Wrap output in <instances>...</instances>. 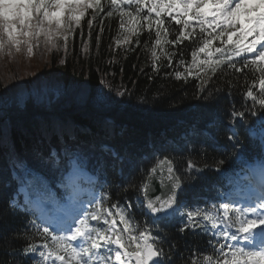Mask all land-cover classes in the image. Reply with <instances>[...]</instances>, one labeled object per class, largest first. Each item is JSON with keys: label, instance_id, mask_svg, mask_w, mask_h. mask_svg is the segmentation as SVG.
<instances>
[{"label": "snow or ice", "instance_id": "6c2138e0", "mask_svg": "<svg viewBox=\"0 0 264 264\" xmlns=\"http://www.w3.org/2000/svg\"><path fill=\"white\" fill-rule=\"evenodd\" d=\"M101 13L108 18L119 16L118 46H139L144 28L141 21H145L149 40L155 32L152 70L160 71L161 57L171 67L173 57L179 55L177 65L184 66V72L176 71L175 78L199 79L200 92L217 73L251 72L253 79L243 93V99L251 103L228 110L231 135L227 139L234 151L243 149L236 131L242 127L264 150V0H0V56H12L24 49L31 57L41 43L50 51H59L62 46L66 56L68 40L85 16L91 15L87 20L91 36L93 21ZM173 22L179 27L170 31ZM170 35L173 38L169 39ZM96 40L99 47V35ZM185 41L192 45L190 62L185 61L183 52L165 49V45L176 49ZM60 63L64 64L65 58ZM109 91L123 97L127 89L109 86ZM203 99L213 102V93L208 92ZM96 102L106 103L103 94L97 96ZM25 106L23 99L17 101L19 109ZM9 120L7 106L0 108V153L12 159L15 144L8 135ZM45 142L46 150L36 148L37 160L59 173V185L66 192L58 197L40 173L13 161V178L20 181V188L0 208V217L24 212L35 219L28 220L34 231L24 236L30 242L22 249H14L11 255H22L31 264H173L176 246L168 244L166 251L167 236L159 229L154 232L150 226H138L130 211L135 206L151 217L152 225H167L179 219L180 233L189 230L207 237V247L188 248L182 264H264V153L257 166L246 164L249 173L243 179L238 176L233 192L224 194L227 202L202 209L191 207L186 199L188 188L203 171L196 159L188 158L181 164L170 154L154 152L146 158L151 166L140 169V182L128 179L124 191L134 190L133 202L106 206V193L99 198L90 194L87 200L81 196L87 165L95 160L97 169L104 171L108 167L105 156L113 167L117 162L122 164L125 157L107 143L99 145L97 156L80 141L74 126L54 112L41 128L40 143ZM195 151L203 152V148L191 145L189 157ZM143 162L128 160L133 167ZM224 164L223 159L216 161V170L221 171ZM18 169L23 170V175H16ZM89 182H93L92 178ZM20 193L24 195L23 203L18 198ZM37 237L39 244L35 242ZM15 238L18 237L14 235ZM3 239L9 242L7 232Z\"/></svg>", "mask_w": 264, "mask_h": 264}, {"label": "trees", "instance_id": "16d2710c", "mask_svg": "<svg viewBox=\"0 0 264 264\" xmlns=\"http://www.w3.org/2000/svg\"><path fill=\"white\" fill-rule=\"evenodd\" d=\"M107 10L108 8H105V12ZM101 17H104L103 33L100 32ZM90 18V14L86 15L81 27L69 38L66 56L62 46L59 51H50L43 43L34 48L33 55H38L45 63L43 72L37 71L36 78L30 74L27 76L30 85L25 83L26 79L21 80V69L26 67L19 68L17 53L12 56H0V108H8V135L15 144V155L12 159L0 153V208L14 196L20 185V181L13 178V161L40 173L49 181L52 192L58 197L62 195L59 173L40 164L36 157L37 147L42 150L48 147L47 142L40 143L41 128L53 112L70 122L80 141L93 149L97 156L100 155L99 145L107 143L125 157L122 164L117 162L113 167L110 158L105 156L108 167L104 171L97 169L95 160L87 165V168L106 179L103 188V194L106 193L109 197L106 206L110 203L119 202L124 205L126 202H133L134 190L124 191L128 179L134 178L136 183L140 182V169L151 166L146 158L154 152L159 154L156 149L174 156L181 164L186 163L188 158L196 159L203 171L188 188L186 199L191 207L208 209L216 205L219 193L228 187L226 181H234L236 171L242 163L259 162L261 154L264 153L259 142L250 139L242 127L236 128V131L244 145L243 149L234 151L227 139L231 135L228 130V110L233 106L240 109L241 104L251 103L250 100L243 99V93L253 79L252 73L248 70L243 73H232L231 70L228 74L217 73L204 85L205 91L200 92L199 79L175 78L176 71L184 72V66L177 65L179 55L173 57L171 67L168 66L167 60L161 57L158 61L160 71L152 70L151 47L155 32L153 30V39L149 40L145 21H141L144 28L139 36V46L132 43L124 47L116 44L121 31L117 14L111 18L105 17L103 13L97 16L93 21L91 36L87 25ZM178 27L173 22L170 31ZM98 35L99 47L96 40ZM171 38L173 37L170 35L169 39ZM135 39L133 37V41ZM85 45L87 51H84ZM191 47L189 41H185L176 49L165 45L167 51L183 52L186 62L191 60ZM159 51L157 49L158 54ZM21 52L28 57L26 50L22 49ZM61 58H65L64 64L60 63ZM29 67L24 70L25 73L30 70ZM102 79L105 83H101ZM35 80L41 86L42 81L46 84V94L42 99L35 97L34 89L31 88ZM109 86L127 89V92L123 97H119L109 91ZM26 87L32 92L27 99L24 95ZM208 92L213 93L214 100L211 103L203 99ZM100 94H103L106 103L96 102ZM20 99L26 104L22 110L17 107V101ZM111 100L119 103L113 104ZM248 119L253 120L255 117ZM191 145L197 146V149L203 148V152H192L189 157ZM129 159L144 162L133 167L129 165ZM221 159L225 160V164L218 172L216 161ZM16 175H23V170L18 169ZM130 211L138 226H150L154 232L159 229L167 236L166 251L168 244L176 246L172 256L173 264H182V260L188 256V248L207 247V237L202 233L195 235L189 230L180 233L179 219L167 225H152L151 217L145 211L135 206ZM31 219L35 217L24 212L0 217V264L5 261L7 264H31L22 255H11L14 249H22L30 242L24 236L34 231L28 225V220ZM5 232L9 237L8 243L3 239ZM14 235L18 238L13 239ZM35 242L40 243L39 237Z\"/></svg>", "mask_w": 264, "mask_h": 264}, {"label": "rangeland", "instance_id": "374dc122", "mask_svg": "<svg viewBox=\"0 0 264 264\" xmlns=\"http://www.w3.org/2000/svg\"><path fill=\"white\" fill-rule=\"evenodd\" d=\"M17 58L18 60L20 61V63L18 64L19 65V68L21 69L24 68V67H29L28 65H30L28 72L25 73V69H21V72H20V76H21V80H25L27 78V76L30 74V75H33L35 78L38 74V72L40 71V73L43 72V67H44V59L35 56V55H32L31 57H27L26 55H24L22 52L20 53H17ZM46 59V57H44ZM38 71V72H37ZM30 79H26L25 83L29 84ZM24 83V84H25ZM23 84V88L25 87V85ZM30 85V84H29ZM42 85L41 86L40 84H37L36 80L34 81V83L31 85V88L32 90L34 89V94H35V97H38L39 96V99L42 98V96H44L46 94L44 88L46 87V84L43 83L42 81ZM28 96V95H27ZM46 100H47V103L49 102L48 101V95H46Z\"/></svg>", "mask_w": 264, "mask_h": 264}, {"label": "water", "instance_id": "95a60500", "mask_svg": "<svg viewBox=\"0 0 264 264\" xmlns=\"http://www.w3.org/2000/svg\"><path fill=\"white\" fill-rule=\"evenodd\" d=\"M157 194H158V192H157Z\"/></svg>", "mask_w": 264, "mask_h": 264}]
</instances>
